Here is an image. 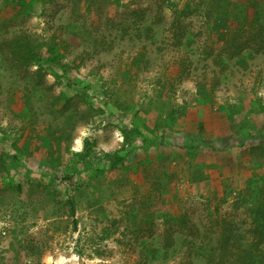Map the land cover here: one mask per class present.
Returning <instances> with one entry per match:
<instances>
[{
	"label": "rangeland",
	"instance_id": "rangeland-1",
	"mask_svg": "<svg viewBox=\"0 0 264 264\" xmlns=\"http://www.w3.org/2000/svg\"><path fill=\"white\" fill-rule=\"evenodd\" d=\"M27 1L0 0V264H212L264 171V0ZM24 36L92 94L35 87L7 53Z\"/></svg>",
	"mask_w": 264,
	"mask_h": 264
},
{
	"label": "trees",
	"instance_id": "trees-1",
	"mask_svg": "<svg viewBox=\"0 0 264 264\" xmlns=\"http://www.w3.org/2000/svg\"><path fill=\"white\" fill-rule=\"evenodd\" d=\"M11 1H14L18 6H22L24 10L29 6L27 0ZM221 22H216V25H220ZM8 48L7 53L11 54L15 63L20 62L22 64L21 69H24L25 77L30 75V78L33 79L32 84L35 87L41 90H48V86L44 84L42 79L49 73L56 78H62V84L66 87L68 86L74 89V86H77L85 94H92L93 89L89 91L90 88L88 86L86 87L82 79L67 74L63 54L53 42L48 44L39 43L32 36H24V38L12 40ZM32 67H36L34 72L30 71ZM203 93L204 91H202ZM250 113L252 114V112ZM48 129L43 130L45 135L41 139L43 144L50 146L49 139L47 138ZM96 150L95 139L93 137L85 139L83 151L74 155L78 158L77 163L82 165V168L79 169L80 171L95 169V159L93 158ZM128 152H131V150ZM127 156L128 154L121 156L120 151H116L113 154H106L109 160L108 166L110 170H115L119 165L125 163ZM251 182L257 185H254V187H257L259 194L249 210L250 222L243 232L245 237L238 235V231L233 228L237 226L236 224H233V222L226 224L220 233H218V240L214 243L215 246L212 251H210L211 255L206 259L208 262L212 264L228 263L230 259L227 260L225 254H227L228 250H234L242 253L240 256L234 254L236 264H264V171H262L258 179L251 180ZM217 251L220 253H216Z\"/></svg>",
	"mask_w": 264,
	"mask_h": 264
}]
</instances>
